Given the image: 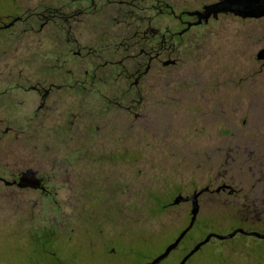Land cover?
<instances>
[{
  "label": "flooded vegetation",
  "instance_id": "obj_1",
  "mask_svg": "<svg viewBox=\"0 0 264 264\" xmlns=\"http://www.w3.org/2000/svg\"><path fill=\"white\" fill-rule=\"evenodd\" d=\"M11 1L0 14V201L9 216L29 190L56 201L60 186L70 184L76 201L90 198V185L98 190L109 170L135 165L143 146L180 135L185 120L232 119L223 105L231 91L221 90L228 87L209 81L213 72L189 68L188 35L223 16L264 19L219 13L192 23L190 12L217 0ZM214 135L202 160L222 171L201 194L264 212L259 133L226 126ZM21 137H39L31 147L39 160L14 148Z\"/></svg>",
  "mask_w": 264,
  "mask_h": 264
},
{
  "label": "rangeland",
  "instance_id": "obj_2",
  "mask_svg": "<svg viewBox=\"0 0 264 264\" xmlns=\"http://www.w3.org/2000/svg\"><path fill=\"white\" fill-rule=\"evenodd\" d=\"M12 5L0 0V14ZM188 36L189 68H196L198 75L202 69L207 75L213 72L209 81L228 87L221 89L231 91L223 105L233 109V118L181 122L180 135L143 146L139 163L129 165L127 160L125 168L109 170L111 179L101 180L98 190L90 185V198L76 201L70 184L60 186L56 201L35 198L29 190L14 199L12 216L7 215L6 201H0V264H142L160 253L190 219V202L172 204L174 196L188 195L210 180L211 188L217 184L214 178L222 168L202 160L219 139L214 130L248 128L259 133L264 148V62L256 58L264 47V19L223 16ZM196 75L190 80H197ZM13 145L29 150L30 160L40 159L31 148L38 147L39 137H21ZM198 202L193 227L161 264H176L208 232L225 234L236 227L264 232V212H250L242 201L203 193ZM185 264H264V239L243 234L211 238Z\"/></svg>",
  "mask_w": 264,
  "mask_h": 264
},
{
  "label": "water",
  "instance_id": "obj_3",
  "mask_svg": "<svg viewBox=\"0 0 264 264\" xmlns=\"http://www.w3.org/2000/svg\"><path fill=\"white\" fill-rule=\"evenodd\" d=\"M191 14L197 15V20L192 22L193 24H198L203 19L207 21L210 16L217 17L219 13H233L241 17L248 16H261L264 15V1L262 0H217L216 2L206 5L203 10H194L190 12ZM190 23L188 24V26ZM256 58L258 60L264 59V47L260 48L256 53ZM208 187H201L198 190L193 191L188 195L176 194L172 200V204H178L183 201H190V219L187 225L177 234V236L169 242L164 249L154 256L151 260L143 262L142 264H160V262L165 259L169 253L174 250L186 233L193 227L198 211L199 202L198 196L206 191ZM236 234H243L247 236H254L256 238L264 239V232L256 230H246L242 227L233 228L231 231L220 234L215 232H208L204 237L197 241L176 264H185L187 260L197 251L199 248L207 243L211 238H217L219 240L229 239Z\"/></svg>",
  "mask_w": 264,
  "mask_h": 264
},
{
  "label": "trees",
  "instance_id": "obj_4",
  "mask_svg": "<svg viewBox=\"0 0 264 264\" xmlns=\"http://www.w3.org/2000/svg\"><path fill=\"white\" fill-rule=\"evenodd\" d=\"M245 208H247V207H245ZM247 210H248V209H247ZM248 230H251V229H248ZM187 233H188V232H187ZM187 233H186V234H187ZM184 237H185V236H184ZM184 237H183V238H184ZM253 237H254V236H253ZM183 238H182V239H183ZM255 238H256V237H255ZM258 239H260V238H258ZM260 240H263V239H260ZM180 242H181V241H180ZM180 242H179V243H180ZM178 245H179V244H178Z\"/></svg>",
  "mask_w": 264,
  "mask_h": 264
}]
</instances>
